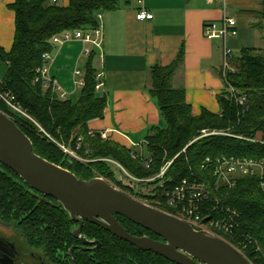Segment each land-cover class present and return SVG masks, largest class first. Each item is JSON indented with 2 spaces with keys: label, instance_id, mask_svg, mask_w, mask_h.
Here are the masks:
<instances>
[{
  "label": "trees",
  "instance_id": "16d2710c",
  "mask_svg": "<svg viewBox=\"0 0 264 264\" xmlns=\"http://www.w3.org/2000/svg\"><path fill=\"white\" fill-rule=\"evenodd\" d=\"M130 0H70L67 6L51 4L50 0H15L10 8L15 12V37L10 52L0 45V60L7 64V73L0 84L2 91L10 93L16 101L51 137L67 144L73 136L83 135L85 144L79 153L91 159H113L138 179L156 176L166 160L180 154L170 167L167 179L177 184L182 179L198 180L207 184L213 196L225 199L233 209L241 213V228L247 230L264 245V197L258 178L239 179L237 185L225 194L217 190V180L210 168H203L206 158L236 156L264 160V50L246 48L232 61L235 73H229L224 81L225 89L219 95V114L203 109L194 116L186 101L184 89H176L172 80L184 61V51L168 66L155 65L151 69L150 94L156 100L165 128L151 129L146 137L145 152L153 163L146 168L138 151L103 139L100 135H88V123L103 117L107 100L96 89V52L92 51L84 66L85 86L78 100L62 101L37 72L45 65L43 55L52 53L55 46L51 38L64 31L89 30L98 27V14L113 11ZM259 21L255 25L264 36V0H260ZM37 78H39L37 80ZM234 88L247 97L243 107L232 95ZM0 110L10 115L31 139L36 154L76 176L90 180L97 172L101 177L115 180L109 163L90 162L83 165L70 160L41 134L34 122L14 115L0 102ZM202 130H217L228 135L208 136L197 139ZM197 139V140H196ZM127 193L147 200L156 206L160 199L161 209L165 202L161 193L139 195L135 190L124 188ZM157 195V196H156ZM52 206L34 195L25 182L12 170L0 165V223L20 231L26 243L33 249L42 250L54 264H176L153 252H145L123 241L101 227L84 223L82 235L90 241H99L96 250L80 249V239L72 235L78 226L68 213L50 197ZM164 205V206H163ZM176 213V212H175ZM174 213V214H175ZM126 230L138 237H160L117 216ZM233 242V241H232ZM72 252V260L70 250ZM246 257L259 264L252 250Z\"/></svg>",
  "mask_w": 264,
  "mask_h": 264
},
{
  "label": "crops",
  "instance_id": "0c3cea01",
  "mask_svg": "<svg viewBox=\"0 0 264 264\" xmlns=\"http://www.w3.org/2000/svg\"><path fill=\"white\" fill-rule=\"evenodd\" d=\"M67 6L70 0H62ZM15 0H0V45L10 52L15 37ZM152 20L140 21L137 3L121 4L102 14L103 42L96 52L95 67L102 73L99 96L107 100L103 117L88 123V130L105 133L106 140L128 149L141 150L151 129L165 128L158 104L150 94L151 69L168 66L184 51V61L175 73L172 85L184 89L194 116L203 109L219 114V95L225 84L220 76L224 50L239 57L246 48L264 50V36L255 25L259 21L260 0H143ZM236 20V35L227 39L204 36L206 23L222 24ZM84 44L69 41L55 46L45 61L50 77L68 95L78 100L81 89L75 88L74 72H83L87 61ZM0 84L7 64L0 60ZM76 95V97H75ZM144 145V144H143Z\"/></svg>",
  "mask_w": 264,
  "mask_h": 264
},
{
  "label": "water",
  "instance_id": "95a60500",
  "mask_svg": "<svg viewBox=\"0 0 264 264\" xmlns=\"http://www.w3.org/2000/svg\"><path fill=\"white\" fill-rule=\"evenodd\" d=\"M0 165L16 173L41 201L55 206V200L79 226L72 235L84 247L101 246L82 230L85 222L95 224L113 236L145 252H153L176 264H252L224 239L199 231L189 223L159 210L94 176L84 180L70 170L42 158L31 139L16 121L0 111ZM121 216L160 237L134 236L119 222ZM74 248L71 249L70 253Z\"/></svg>",
  "mask_w": 264,
  "mask_h": 264
},
{
  "label": "built area",
  "instance_id": "2783aa9c",
  "mask_svg": "<svg viewBox=\"0 0 264 264\" xmlns=\"http://www.w3.org/2000/svg\"><path fill=\"white\" fill-rule=\"evenodd\" d=\"M131 3H137L141 9L137 14V18L140 21H147L153 19V14L147 12L143 7V0H130ZM51 4L63 5L62 0H50ZM99 25L95 29L89 30H75L64 31L60 34H56L51 38V43L54 46L61 45L69 41H80L84 44L83 55L88 57L91 55L94 48L101 49L103 42V27H102V14L97 15ZM204 36L213 39H227L236 35V20L234 18H225L221 25L210 22L204 26ZM51 53H45L43 59L46 61L50 58ZM233 53L230 49L224 50V62L220 70V76L223 81L226 80L229 73H235L236 68L232 65ZM37 72L40 74L41 79L44 81V86L50 88L58 98L62 101L68 100V95L58 85L57 81L50 77L48 69L44 65L39 68ZM83 72L80 69L75 70L73 83L75 88L82 89L85 86V80L82 79ZM103 74L97 73L96 89L100 90L103 87L102 81ZM39 78H37L38 80ZM233 96L237 98L239 105L246 107L248 104L247 97L242 95L234 88L230 89ZM0 102L4 103L8 108L18 113L17 116H23L30 120H33L16 101V98L10 93L4 92L0 88ZM15 114V113H14ZM88 135L94 137L100 135L101 138L106 139V134H97L96 132L89 130ZM216 135H228L225 132L217 130H202L201 135L198 137L204 138L208 136ZM85 137L83 135H77L75 139L76 150L67 149L62 146L63 151L69 156L76 158L77 153L84 146ZM147 141H144V145H141V150L138 153H133V157H140L143 165L150 169L153 163L151 155L146 154L145 146ZM186 152L183 149L178 155L170 160H166L161 167L159 173L148 179H138L129 173L122 165L113 159H99L106 163H112L117 165L124 171L125 175L133 178L138 183H148L154 185L153 192L161 193V196L169 209L174 213L158 208L170 215H173L183 221H186L193 226L194 229L199 231L210 232L234 247L245 255V251L252 250L256 254L259 264H264V245H261L252 234L247 230H242L241 213L233 209L225 202V199L219 196H213L212 192L208 188L207 184L198 180H189L187 178L182 179L177 184H173L171 180L167 179V173L170 167L174 163L175 159ZM210 168L214 177L217 180L216 190L219 194H226L231 191L236 185L239 179L242 178H258L260 180V189L264 197V160L241 158L236 156H219L216 158H206L203 168ZM118 184H122L123 188L133 189L131 185L125 183L123 180H119ZM134 190V189H133ZM130 194V193H129ZM134 196V195H132ZM157 196V195H156ZM136 197V196H134ZM137 198V197H136ZM139 199V198H138ZM144 202L147 200H143ZM158 205H161L160 199L156 200ZM149 204V203H148ZM233 241V243L231 242ZM246 256V255H245Z\"/></svg>",
  "mask_w": 264,
  "mask_h": 264
},
{
  "label": "flooded vegetation",
  "instance_id": "af4514ba",
  "mask_svg": "<svg viewBox=\"0 0 264 264\" xmlns=\"http://www.w3.org/2000/svg\"><path fill=\"white\" fill-rule=\"evenodd\" d=\"M78 226H76L75 228H77ZM80 247H84V245ZM94 247L95 246H87L86 248L91 250ZM70 257L72 260L71 253H70ZM0 264H54V263L51 262V260L45 255L44 252H42V250H37L30 247L26 243V240L24 239L20 231H17L14 228H11L9 226L0 223ZM72 264H74V262H72Z\"/></svg>",
  "mask_w": 264,
  "mask_h": 264
},
{
  "label": "rangeland",
  "instance_id": "374dc122",
  "mask_svg": "<svg viewBox=\"0 0 264 264\" xmlns=\"http://www.w3.org/2000/svg\"><path fill=\"white\" fill-rule=\"evenodd\" d=\"M264 52V51H263ZM233 61V60H232ZM1 63V62H0ZM232 88V87H231ZM230 88V89H231ZM75 97H76V95H75ZM10 109V108H9ZM11 110V112L14 114V115H17L18 113H16V112H14L12 109H10ZM0 111H2V110H0ZM3 112V111H2ZM26 112V111H25ZM3 113H5V112H3ZM27 113V112H26ZM6 114V113H5ZM6 115H8V114H6ZM9 117H10V115H8ZM21 117H23V116H21ZM12 118V117H11ZM23 118H25V119H28V118H26V117H23ZM13 119V118H12ZM30 120V119H29ZM32 122H34V124L36 125V127H37V129H38V131L41 133V134H39V135H43L44 137H46L47 138V140L49 141V142H51L52 143V145H54L58 150H60L61 151V153H63L64 155H66V156H68V158L70 159V160H73V161H77V162H79V163H81V164H83V165H87V164H89L91 161L92 162H98V163H100L101 161L99 160L100 158H97V159H91V158H88V157H83L79 152L77 153V157L76 158H73V157H71V156H69L68 154H66L64 151H63V149H62V146H64V147H66L67 149H75L76 148V144H75V139H76V135L75 136H73L72 138H71V140L69 141V143H67V144H64V143H61V142H59L58 140H56L55 138H53V137H51L46 131H44V129L37 123V122H35L34 120H32ZM17 123V122H16ZM198 139V138H197ZM196 139V140H197ZM84 144H85V142H84ZM185 149H187V148H185ZM76 150V149H75ZM110 165V167H111V170L113 171V173H114V176H115V180L114 179H111V180H108L110 183H112L115 187H117V188H119V189H121V190H123V191H125L124 190V188L122 187V184H118V181L119 180H123L125 183H128L129 185H131L132 187H133V189L135 190L134 192H136L137 194H139V195H147V196H150V195H152V193H153V190L155 189L154 188V185H152V184H148V183H138L136 180H133V178H131V177H128V176H126L125 175V173H124V171L123 170H121L120 169V167H118L117 165H113L112 163H110L109 164ZM92 176H100L101 177V175H99L97 172H93V175ZM126 192V191H125ZM137 198H139V199H141L142 201L144 200V199H142V198H140V197H138V196H136ZM147 204L149 203L148 201H145ZM149 205H151V206H153V207H155V208H159L160 206L158 205V204H156V206L155 205H153V204H151V203H149ZM164 206V205H163ZM167 205H165V207H166ZM176 216V215H175ZM186 222V221H185ZM11 236H13V235H11ZM232 242V241H231ZM233 243V242H232ZM233 246V245H232ZM234 247V246H233ZM236 249H237V247H235ZM238 250V249H237ZM239 251V250H238ZM245 256V255H244ZM247 258V257H246ZM248 259V258H247ZM249 260V259H248ZM250 261V260H249ZM251 262V261H250ZM252 263V262H251ZM252 264H254V263H252Z\"/></svg>",
  "mask_w": 264,
  "mask_h": 264
}]
</instances>
